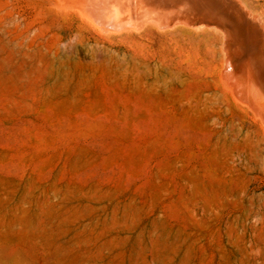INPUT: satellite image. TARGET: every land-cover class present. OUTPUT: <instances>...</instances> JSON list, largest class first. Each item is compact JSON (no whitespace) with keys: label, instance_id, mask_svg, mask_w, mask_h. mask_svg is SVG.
I'll return each instance as SVG.
<instances>
[{"label":"rangeland","instance_id":"rangeland-1","mask_svg":"<svg viewBox=\"0 0 264 264\" xmlns=\"http://www.w3.org/2000/svg\"><path fill=\"white\" fill-rule=\"evenodd\" d=\"M48 6L0 0V264H264V163L218 73H123Z\"/></svg>","mask_w":264,"mask_h":264},{"label":"bare ground","instance_id":"bare-ground-1","mask_svg":"<svg viewBox=\"0 0 264 264\" xmlns=\"http://www.w3.org/2000/svg\"><path fill=\"white\" fill-rule=\"evenodd\" d=\"M42 1L74 18L75 28L59 35L61 43L84 41L90 58L115 63L123 73L166 83L182 73L181 58L217 72L253 119L246 128L256 140L250 161L264 163V0ZM119 41L135 51L119 49ZM146 51L159 59L140 60ZM76 52L64 49L58 59Z\"/></svg>","mask_w":264,"mask_h":264}]
</instances>
